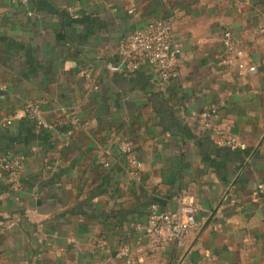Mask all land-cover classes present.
Listing matches in <instances>:
<instances>
[{
  "label": "crops",
  "instance_id": "crops-1",
  "mask_svg": "<svg viewBox=\"0 0 264 264\" xmlns=\"http://www.w3.org/2000/svg\"><path fill=\"white\" fill-rule=\"evenodd\" d=\"M159 20L178 75L115 70L120 42ZM263 28L264 0H0V157L25 158L0 180V264H264ZM227 30L255 73L220 64ZM210 106L244 149L203 129ZM181 194L198 227L183 248L151 246L150 206Z\"/></svg>",
  "mask_w": 264,
  "mask_h": 264
},
{
  "label": "built area",
  "instance_id": "built-area-1",
  "mask_svg": "<svg viewBox=\"0 0 264 264\" xmlns=\"http://www.w3.org/2000/svg\"><path fill=\"white\" fill-rule=\"evenodd\" d=\"M68 11L74 17L75 10L69 8ZM222 41L224 54L220 64L223 67L229 70H248L250 73L257 71L255 66L244 63V51L239 47L231 31H225ZM118 51L121 61L114 68L117 71L132 74L145 66H150L156 73L161 86L167 85L178 75L181 49L176 43L172 26L167 20L155 21L142 30L130 33L120 42ZM24 110L25 114L36 123L38 129L54 127L45 121L39 102H26ZM218 112V106H210L201 113L203 129L217 137L221 145L244 149L245 145L236 136L228 133L223 125L216 122L215 116ZM73 122L75 124V121ZM120 146L123 154L128 157L131 168L137 172L141 168V163L133 155L129 139H124ZM24 165L23 156L0 157V180L5 173L13 182H18ZM255 192L257 195L264 196V180L256 185ZM174 201L177 204L175 209H163L157 203L150 206L143 230L151 246L161 247L171 244L183 248L189 234L198 227L197 208L193 195L181 194L175 197Z\"/></svg>",
  "mask_w": 264,
  "mask_h": 264
},
{
  "label": "trees",
  "instance_id": "trees-1",
  "mask_svg": "<svg viewBox=\"0 0 264 264\" xmlns=\"http://www.w3.org/2000/svg\"><path fill=\"white\" fill-rule=\"evenodd\" d=\"M167 21H169V23L171 24V26H172V29H173V34H175V31H174V27H173V24H172V22L170 21V20H167ZM3 175H8V174H3Z\"/></svg>",
  "mask_w": 264,
  "mask_h": 264
}]
</instances>
